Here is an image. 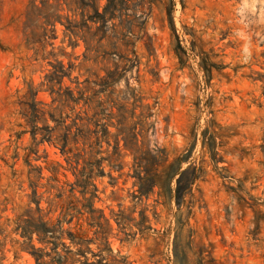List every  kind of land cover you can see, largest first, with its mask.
I'll return each instance as SVG.
<instances>
[{"label": "rangeland", "instance_id": "1", "mask_svg": "<svg viewBox=\"0 0 264 264\" xmlns=\"http://www.w3.org/2000/svg\"><path fill=\"white\" fill-rule=\"evenodd\" d=\"M68 20L89 28L70 38ZM59 62L69 73L60 83ZM51 83L79 103H52ZM30 87L67 124L95 113L101 124L87 173L112 229L97 238L72 211L64 228L93 240L79 252L64 238L67 264H264V0H0V264H37L19 225L32 215L56 222L76 181L54 144L27 159ZM154 149L159 157L141 166L157 181L147 197L135 157ZM185 170L196 178L179 206ZM53 186H64L62 198ZM33 243L43 247L37 235Z\"/></svg>", "mask_w": 264, "mask_h": 264}, {"label": "trees", "instance_id": "2", "mask_svg": "<svg viewBox=\"0 0 264 264\" xmlns=\"http://www.w3.org/2000/svg\"><path fill=\"white\" fill-rule=\"evenodd\" d=\"M107 11V9H106ZM65 26V35L70 38L73 35H78L80 30L84 28H89L84 21L80 23L72 22L70 20L67 23H64ZM114 29V27H111ZM128 32L132 33L133 24L127 27ZM101 30V28H99ZM106 32V31H104ZM104 38V37H103ZM99 42V46H104L103 43ZM73 46L78 45L76 43H72ZM87 49H89V43L86 41ZM113 48H116V42H111ZM107 54L108 51H105ZM113 57V56H112ZM59 69H55L52 72V76L59 79V83L62 80V76L69 74L67 71L63 70L64 65L59 62ZM51 82L53 79L51 77ZM110 84L109 80H105L101 83L102 88L105 89ZM62 87L59 89L55 88V84L51 83L49 85L50 94L53 96L52 103L59 101L61 105L70 106L71 104L79 103V98L74 97V92L69 87L66 89L64 93L61 92ZM134 89H130V94H134ZM80 94L83 92L79 91ZM39 93V89H34L30 87L29 89V99L22 101L23 104V115L26 118L27 123L31 127V135H32V145L29 147L30 151L28 152L27 159L31 155V153L36 152V147L45 141L54 144L59 148L60 153L65 157V160L68 163L69 170L72 171L73 175L76 177V181L70 185V200L68 201L66 206L62 207L61 216L57 219L56 222L50 223L43 219V216H34L32 215L28 219H23V224L19 225V228L22 230V236L28 238V242L24 248L30 250V252L35 256L37 264H67L72 263L73 252L70 249V245H67L64 238L68 237L71 240V243L75 246L79 247V252H83V248L89 249V244L93 239H86L83 235V232L77 231L72 232L71 230H67L64 228L63 223H71L75 217L72 211H77V215H79L78 220H80L83 216L87 221L90 227H96L95 234L98 236L101 234L102 238L106 236L108 232H110L111 225L109 223V219L103 214L102 210L94 207V201L98 197L97 196V187L92 183L91 178L93 171L91 169L90 173H87V165L89 164L87 161V154L94 153L96 146L99 144V127L100 120L95 119L97 113L93 114L92 117L80 116L72 118L71 123L67 124V120L62 117H57L53 112H47L44 107L42 101H37V96ZM134 96V95H133ZM55 109H58L57 107ZM71 109H74V106H71ZM46 113H49L52 120L55 122V126L51 127L47 124ZM151 115V113H149ZM41 121L44 123L43 127H38V122ZM94 125V128L91 126ZM103 128V126H101ZM103 131H107V128H103ZM41 135L38 138V135ZM131 138H136L135 135H131ZM89 147V149H87ZM138 152L137 150H135ZM156 153L148 152L143 153L140 157H135L136 165H138L135 169V174L133 175L136 178V182L139 184V190L141 195L149 196V193L153 190L156 179H147L146 176L148 173L147 168L145 169V175L142 174V163L146 160V165L149 164V160L147 158L148 154L156 159L160 155V149H154ZM28 162V161H27ZM81 162L84 163V166L80 168ZM30 165V163H28ZM91 166V164L89 165ZM92 168V167H91ZM122 167H120L121 169ZM35 170V168H33ZM90 170V169H89ZM32 171L29 172L31 174ZM103 173V171H99ZM39 174H42V168H39ZM31 176V175H29ZM41 177V176H40ZM196 178L195 171H191L188 174V171H182L179 177L176 180V186L174 189L175 198L177 200V204L180 206L181 202L184 198L186 191L191 187L194 180ZM31 185L35 188L38 185L31 181ZM52 188L57 189L58 193L56 197L62 198L66 193L64 186H53ZM76 190H79L83 199L79 200H71L74 197ZM33 201L36 202L37 211L41 212L40 203L41 198L38 197L37 189L33 191ZM82 202V207L78 206V203ZM52 204V203H51ZM71 214V217L68 219L67 216ZM63 216V218H62ZM119 218V217H118ZM144 220V219H143ZM80 228L83 226V223H78ZM119 224V221H118ZM106 234V235H105ZM37 235L38 241L43 244V247H36L33 243V237ZM60 245H62L63 249L60 250ZM50 246L51 250H46L47 247Z\"/></svg>", "mask_w": 264, "mask_h": 264}]
</instances>
